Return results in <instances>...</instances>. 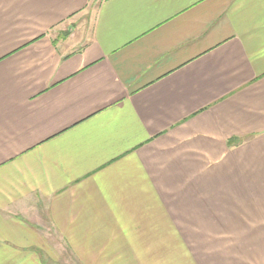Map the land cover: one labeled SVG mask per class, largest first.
Instances as JSON below:
<instances>
[{
  "label": "crops",
  "instance_id": "crops-1",
  "mask_svg": "<svg viewBox=\"0 0 264 264\" xmlns=\"http://www.w3.org/2000/svg\"><path fill=\"white\" fill-rule=\"evenodd\" d=\"M59 261L264 264V0H0V264Z\"/></svg>",
  "mask_w": 264,
  "mask_h": 264
},
{
  "label": "rangeland",
  "instance_id": "rangeland-1",
  "mask_svg": "<svg viewBox=\"0 0 264 264\" xmlns=\"http://www.w3.org/2000/svg\"><path fill=\"white\" fill-rule=\"evenodd\" d=\"M47 234L52 235V232L51 231H47ZM62 253H64V252H62ZM66 253H69V252L66 251ZM67 257L69 258L71 256H68V254H67ZM56 263H58V264H64V263L74 264L75 262L73 263V261H66V262L65 261H59V262H56ZM75 264H78V263H75Z\"/></svg>",
  "mask_w": 264,
  "mask_h": 264
}]
</instances>
